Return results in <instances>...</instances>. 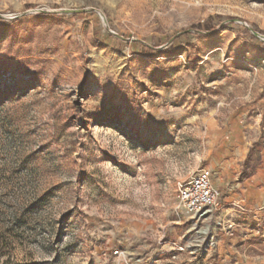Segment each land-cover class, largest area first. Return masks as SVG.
<instances>
[{"label": "rangeland", "instance_id": "rangeland-1", "mask_svg": "<svg viewBox=\"0 0 264 264\" xmlns=\"http://www.w3.org/2000/svg\"><path fill=\"white\" fill-rule=\"evenodd\" d=\"M0 264H264V0H0Z\"/></svg>", "mask_w": 264, "mask_h": 264}, {"label": "built area", "instance_id": "built-area-1", "mask_svg": "<svg viewBox=\"0 0 264 264\" xmlns=\"http://www.w3.org/2000/svg\"><path fill=\"white\" fill-rule=\"evenodd\" d=\"M212 179L211 171L202 168L190 180L178 183L176 198L179 207L196 219L211 218L221 201V195L213 186Z\"/></svg>", "mask_w": 264, "mask_h": 264}, {"label": "trees", "instance_id": "trees-1", "mask_svg": "<svg viewBox=\"0 0 264 264\" xmlns=\"http://www.w3.org/2000/svg\"><path fill=\"white\" fill-rule=\"evenodd\" d=\"M182 35H185V31L182 32ZM248 164H249L248 160H246V161L244 162V164H243V167H242L243 170H242V172L240 173V178H241V180L246 179V178L248 177V175L251 174V171H250V170L248 171V173H246L247 170H248V167H249Z\"/></svg>", "mask_w": 264, "mask_h": 264}]
</instances>
